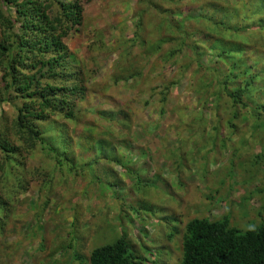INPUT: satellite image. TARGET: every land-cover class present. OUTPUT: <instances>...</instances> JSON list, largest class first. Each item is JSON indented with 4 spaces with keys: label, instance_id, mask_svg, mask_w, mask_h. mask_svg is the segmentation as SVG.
I'll use <instances>...</instances> for the list:
<instances>
[{
    "label": "rangeland",
    "instance_id": "obj_1",
    "mask_svg": "<svg viewBox=\"0 0 264 264\" xmlns=\"http://www.w3.org/2000/svg\"><path fill=\"white\" fill-rule=\"evenodd\" d=\"M63 3L72 4L79 24L66 18ZM51 6L50 21L64 15V28L71 27L61 38L66 52L52 60L23 54V87L26 75L33 80L27 93L5 94L0 55V142L14 148L9 159L0 152V214L8 222L0 232V264H88L92 250L122 236L136 264H180L194 218L226 216L242 232L264 226V33L250 27L239 37L250 70L263 59L250 71V86L234 85L244 88L247 107L234 108L210 74V54L218 51L202 56L219 39L204 18L255 23L264 18L255 19L264 0H53ZM42 22L34 17L26 32L35 35ZM182 25L185 35L175 30ZM20 29L18 21L13 32ZM59 72L73 81L59 78L57 85ZM81 80L82 93L62 88ZM41 96L53 103L62 96L65 113L23 122L56 153L26 143L18 128L23 104L36 105Z\"/></svg>",
    "mask_w": 264,
    "mask_h": 264
},
{
    "label": "trees",
    "instance_id": "obj_2",
    "mask_svg": "<svg viewBox=\"0 0 264 264\" xmlns=\"http://www.w3.org/2000/svg\"><path fill=\"white\" fill-rule=\"evenodd\" d=\"M0 4V26L4 38L6 39L5 44L0 43V55L5 58V75L4 78L7 80V88L4 91L8 94L10 90L20 91L23 95L24 91L27 93L28 87H31L29 78L26 75L25 85L28 87L24 88L19 77V65L24 64V53L36 52L39 54V58L52 60L54 56H63L65 54L66 46L61 44V38L65 37L67 31L71 29L70 26L64 28L62 18H55L50 21L48 15L51 10V3L53 0H1ZM50 2V4H46ZM227 4H234L228 2ZM208 7V5H205ZM66 18L74 17V24H79L77 13L69 12L72 4H61ZM15 9L17 14L16 20L20 22L21 29L14 33V27L17 24L14 19V14L11 9ZM234 8L230 10L232 12ZM239 13V12H237ZM40 16L42 19V25L40 24L39 31L32 35V30H28L30 27L31 20ZM264 16L259 14L255 19ZM226 21L219 22L212 17L204 18L206 22H213L207 30L211 32L212 36L219 38L214 41V47L205 49L202 56H204L211 48L218 51V54H210L211 59L208 62V69L210 74L217 79L218 86L221 87V91L230 99L234 108L239 106L247 107L246 94L244 88L251 85L254 80L251 75L252 69H256L259 63L263 61L262 58L258 59V65L252 67L251 70L247 65L246 58L244 57L245 49L239 39L244 33L249 32L250 27H256V31L264 33V18L259 19L255 23H252V19H242L239 21ZM66 19V20H68ZM76 19V20H75ZM50 21V22H49ZM57 25H55V23ZM241 21V22H240ZM203 22V21H202ZM63 24V26H62ZM139 23L137 22L136 25ZM58 25L62 26L60 34H58ZM201 26L200 28H202ZM199 28V29H200ZM176 32L181 35H185L186 27L184 25L175 28ZM252 30V29H250ZM23 31V32H22ZM254 31V30H253ZM261 35V34H260ZM188 37V36H187ZM264 38V36H262ZM189 39V38H188ZM137 40V39H135ZM185 45H189L186 36H184ZM56 43L55 47L52 46ZM251 53L257 52V47L253 44L250 45ZM262 57V56H261ZM26 58V57H25ZM199 60V58H198ZM264 65V61H263ZM64 70V69H63ZM255 70V71H256ZM18 71V72H17ZM56 73L52 76L56 77ZM67 78L73 81L72 76L68 77L67 74L59 72L57 76V85L63 83L62 80ZM245 79V80H243ZM249 79V80H248ZM53 80V79H52ZM55 81V79H54ZM237 81H245V86L235 87ZM251 81V82H250ZM39 82V81H38ZM52 82V81H51ZM34 83V82H32ZM50 83V82H49ZM82 80L78 84L72 86H62V88H73L74 86L79 87L78 91L84 92V87L81 85ZM39 86V84H35ZM48 84H45L47 87ZM234 86L232 91H229ZM54 85H49L48 88L52 89ZM31 96L26 94V97H34L35 94L31 93ZM20 94H16V98L23 97ZM62 95V94H61ZM46 96L50 99H54V94L46 93ZM12 98L11 96H9ZM42 100H36V105L32 103V100H26L23 104V108L19 110L18 116V128L22 129L27 133L25 142H40L50 152L56 153L54 148H51L49 144L40 136L39 131L25 126L23 121H26L28 116L38 118L47 117L49 115H62L65 112V105L60 104L62 96H59V100L56 103L49 102L48 98ZM14 99V98H12ZM75 107V105H74ZM12 147L7 139L0 142V152L9 159V152ZM56 159L59 160L62 165V158L57 155ZM4 164V163H3ZM2 164V165H3ZM122 165V164H121ZM71 166V165H70ZM11 169V167H9ZM72 170H79L78 167L71 166ZM14 175V173L12 174ZM20 182V181H19ZM138 183L140 180L138 179ZM6 217L0 214V232L3 233L7 225ZM182 258L180 264H264V226L253 227L247 231H240L230 225L228 217L224 216L219 220H212L209 218H194L188 222L185 228V232L182 239ZM76 258L80 257L76 255ZM136 255L128 243L126 237L122 236L117 241L111 244L103 245L92 250L88 264H136ZM156 264V263H152Z\"/></svg>",
    "mask_w": 264,
    "mask_h": 264
}]
</instances>
